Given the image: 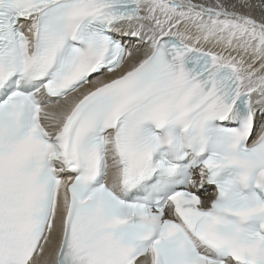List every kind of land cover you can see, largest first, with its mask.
<instances>
[{
    "label": "snow or ice",
    "instance_id": "snow-or-ice-1",
    "mask_svg": "<svg viewBox=\"0 0 264 264\" xmlns=\"http://www.w3.org/2000/svg\"><path fill=\"white\" fill-rule=\"evenodd\" d=\"M0 264H264V0H0Z\"/></svg>",
    "mask_w": 264,
    "mask_h": 264
},
{
    "label": "bare ground",
    "instance_id": "bare-ground-1",
    "mask_svg": "<svg viewBox=\"0 0 264 264\" xmlns=\"http://www.w3.org/2000/svg\"><path fill=\"white\" fill-rule=\"evenodd\" d=\"M254 14H255V15H257V16L259 15V13H258V12L254 13Z\"/></svg>",
    "mask_w": 264,
    "mask_h": 264
}]
</instances>
